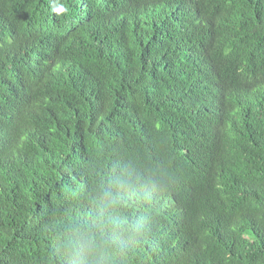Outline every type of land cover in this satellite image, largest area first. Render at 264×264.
<instances>
[{"label": "trees", "instance_id": "obj_1", "mask_svg": "<svg viewBox=\"0 0 264 264\" xmlns=\"http://www.w3.org/2000/svg\"><path fill=\"white\" fill-rule=\"evenodd\" d=\"M21 1L18 43L0 33V264H67L64 226L103 190L137 229L117 264H264V0H136L115 27L93 0ZM58 4L72 34L44 44ZM217 44L237 45L230 89L200 64Z\"/></svg>", "mask_w": 264, "mask_h": 264}, {"label": "clouds", "instance_id": "obj_2", "mask_svg": "<svg viewBox=\"0 0 264 264\" xmlns=\"http://www.w3.org/2000/svg\"><path fill=\"white\" fill-rule=\"evenodd\" d=\"M80 1L91 7L87 3L88 0ZM135 2L136 0H127L125 7L118 8L113 4V0H93L97 10L105 11V19L108 20V17L114 14L112 27L120 22H128L129 26L135 24L137 20ZM55 3L56 1L52 3V6ZM25 8L26 6L21 0H0V14L5 9L9 10L5 18L0 20V33L10 43L17 42V38L20 36L22 29L20 25L24 18L19 13L23 14ZM54 10L56 16L54 18L49 16L44 24L46 30L49 31V36L45 39L44 44L58 45V43L66 41L72 34L70 33L71 23L66 20L64 15L67 12L66 6L58 4ZM235 47H237L236 44L231 48L220 44L213 48L207 47L204 53L205 59L200 62L204 69L210 72V76H215L218 79V84L223 83L228 89H230L228 77L231 75L241 76L242 73L229 70L224 76L219 60L224 51L233 50ZM30 57L35 58L32 54ZM31 62L33 63V60ZM116 183L121 190L132 186L127 177H118ZM124 206V199L119 193L114 195L103 190L89 217L70 221L64 226L60 248L67 258V264H117L118 258L126 255L128 241L135 238L137 229L119 213V210Z\"/></svg>", "mask_w": 264, "mask_h": 264}]
</instances>
